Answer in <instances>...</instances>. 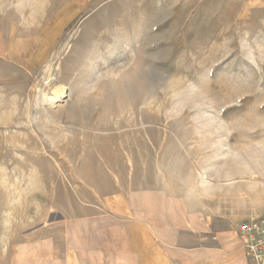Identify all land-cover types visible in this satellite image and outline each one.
<instances>
[{"label": "rangeland", "instance_id": "1", "mask_svg": "<svg viewBox=\"0 0 264 264\" xmlns=\"http://www.w3.org/2000/svg\"><path fill=\"white\" fill-rule=\"evenodd\" d=\"M148 62L151 87L113 84ZM61 84L57 126L44 97ZM137 189L223 228L264 217V0H0L5 245L48 262L40 239L65 218Z\"/></svg>", "mask_w": 264, "mask_h": 264}, {"label": "crops", "instance_id": "2", "mask_svg": "<svg viewBox=\"0 0 264 264\" xmlns=\"http://www.w3.org/2000/svg\"><path fill=\"white\" fill-rule=\"evenodd\" d=\"M163 191L137 189L132 200L114 194L107 214L65 218L68 228L40 239L52 246L48 262L26 259L28 243L19 261L3 241L0 218V264H264L248 256L232 222L219 227L218 218Z\"/></svg>", "mask_w": 264, "mask_h": 264}, {"label": "bare ground", "instance_id": "3", "mask_svg": "<svg viewBox=\"0 0 264 264\" xmlns=\"http://www.w3.org/2000/svg\"><path fill=\"white\" fill-rule=\"evenodd\" d=\"M150 37V35L148 36ZM153 55V54H152ZM152 60V59H151ZM93 66H95V64H93ZM95 68V67H94ZM48 70H51V64L48 65ZM93 70V69H92ZM141 73H144L145 74V77L147 78L148 82H149V86L152 83V76H153V69H152V65L151 63H147V68L144 69L143 66L141 65H138L132 72L131 74L128 73L126 75H124L119 81L117 82H114L113 84L115 86H117L116 88H119L121 91L123 92H126V85L127 83L130 81V80H133L135 79L134 77H139V75ZM93 74V73H92ZM137 81V80H136ZM72 83V82H71ZM112 83V82H111ZM131 83V81H130ZM137 84V83H136ZM134 85V84H133ZM109 87V86H108ZM151 87V86H150ZM100 91L105 95L106 93V88H107V85L104 83V85L101 83L100 84ZM134 89V88H133ZM118 90V89H117ZM119 94V92H118ZM74 95V87L71 86H68L66 87L65 85L61 84V85H58L57 87H55L53 90H52V93L50 94H46L45 97H44V100L49 103V106L51 107V110L55 109V112H52L53 114L51 115L50 113H47V117L48 118L47 120L48 121H51V122H54V123H57V126L59 125L58 122H56V120L54 119L55 116H54V113H60L62 111L63 108H67L68 106V101L66 100V103L65 105H60L62 104L61 102H65V98L66 97H72ZM103 95V96H104ZM100 99V98H99ZM76 100V99H75ZM95 100V99H94ZM104 100V98H103ZM73 101V100H72ZM78 101V99H77ZM95 101H98V100H95ZM110 102V101H109ZM59 103V104H58ZM75 103V102H74ZM79 103V102H78ZM90 103V102H89ZM78 105V104H77ZM62 106V107H61ZM76 107V106H75ZM83 107V106H82ZM74 108V107H73ZM64 110V109H63ZM72 111V110H71ZM70 111V112H71ZM60 115V114H59ZM36 123V122H35ZM53 123V124H54ZM87 124V123H85ZM36 128V127H35ZM75 129V128H74ZM65 130H66V127H65ZM20 148V147H19ZM36 151V150H35ZM37 154V153H36ZM127 156H129L130 158V169H133L134 168V163L131 161V156H130V152L128 153L127 152Z\"/></svg>", "mask_w": 264, "mask_h": 264}, {"label": "built area", "instance_id": "4", "mask_svg": "<svg viewBox=\"0 0 264 264\" xmlns=\"http://www.w3.org/2000/svg\"><path fill=\"white\" fill-rule=\"evenodd\" d=\"M238 232L248 256L264 263V217H249L238 226Z\"/></svg>", "mask_w": 264, "mask_h": 264}]
</instances>
